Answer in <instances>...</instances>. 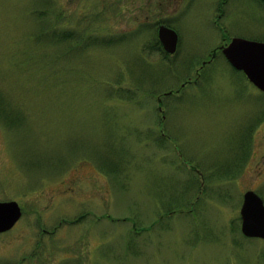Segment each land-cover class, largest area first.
I'll return each instance as SVG.
<instances>
[{
  "label": "rangeland",
  "instance_id": "rangeland-1",
  "mask_svg": "<svg viewBox=\"0 0 264 264\" xmlns=\"http://www.w3.org/2000/svg\"><path fill=\"white\" fill-rule=\"evenodd\" d=\"M215 1L0 0V201L22 210L0 264H264L239 213L264 203V91L218 51L264 42V8L222 32Z\"/></svg>",
  "mask_w": 264,
  "mask_h": 264
},
{
  "label": "water",
  "instance_id": "water-1",
  "mask_svg": "<svg viewBox=\"0 0 264 264\" xmlns=\"http://www.w3.org/2000/svg\"><path fill=\"white\" fill-rule=\"evenodd\" d=\"M157 36L165 52L175 51L177 34L173 29L160 25ZM222 53L235 69L242 70L253 85L264 91V42L233 37ZM239 213L241 233L247 238L264 240V203L255 191L244 192ZM21 215L17 201H0V233L10 230Z\"/></svg>",
  "mask_w": 264,
  "mask_h": 264
},
{
  "label": "flooded vegetation",
  "instance_id": "flooded-vegetation-1",
  "mask_svg": "<svg viewBox=\"0 0 264 264\" xmlns=\"http://www.w3.org/2000/svg\"><path fill=\"white\" fill-rule=\"evenodd\" d=\"M255 1L259 4L261 8H264V0ZM215 2V10L212 15V27L215 30H220L223 32V30L226 29L227 26L231 23L238 25L240 27V30L241 28L245 29L249 25L250 22L249 17L247 15V9L250 4V0H216ZM233 37L245 38L244 36L238 34H226L222 37V43L218 46V51L221 52V48L227 45ZM208 55L213 57L212 53ZM208 60L209 59H205L203 61ZM243 75L245 76L244 73Z\"/></svg>",
  "mask_w": 264,
  "mask_h": 264
}]
</instances>
